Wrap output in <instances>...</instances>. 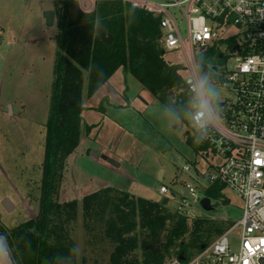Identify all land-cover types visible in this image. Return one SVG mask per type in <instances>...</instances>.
I'll use <instances>...</instances> for the list:
<instances>
[{
	"label": "rangeland",
	"instance_id": "rangeland-1",
	"mask_svg": "<svg viewBox=\"0 0 264 264\" xmlns=\"http://www.w3.org/2000/svg\"><path fill=\"white\" fill-rule=\"evenodd\" d=\"M49 6L53 7L49 0H0L3 32L0 41V227L6 230L34 217L38 210L44 124L49 114L56 53V23L46 26L41 11L42 7ZM235 31L232 26L230 32ZM218 45L225 54V47ZM163 59L172 65L183 64L179 52H165ZM212 63L219 65V72L235 65L224 56L216 57ZM181 76H185L184 70ZM202 77L207 89L215 94L211 100L220 101L228 95L210 82L208 74ZM86 91L85 75L81 90L82 133L75 152L77 159L68 157L61 179L64 186L68 181V186L75 187L76 192L69 195L74 199L70 201L80 202L85 190L103 184L134 196L161 201L160 185H165L169 195H173L178 187L193 183L197 195L202 197L200 184L220 159L200 141H196L198 150L186 143L187 137L195 139L187 117L176 119L132 75L120 69L91 97ZM104 98L108 101L102 103L106 110L95 109ZM86 125L91 126L90 129L86 130ZM92 150L114 160L118 167L110 165L105 166V171L101 170L99 162L97 164L91 158ZM185 165L189 167L187 172L182 170ZM160 170L161 181L158 179ZM112 195L114 193L108 190L101 197ZM4 200L11 204L8 211L2 206ZM57 201L64 202V198L57 196ZM187 202L190 206L186 209L191 216L186 217L189 228L197 219H205L222 228L223 232L241 216V200L226 188L221 199H211L214 208L211 212L204 211L198 203L193 204L192 198L188 197ZM165 207L170 213L175 212V202L171 199ZM84 213L79 204L76 219L69 224L75 264H108L112 244L99 237L104 220L94 221L93 216L90 219ZM222 216L227 221L218 219ZM184 239L188 240V236ZM237 239L238 230H234L229 240L236 243ZM0 244L6 246L4 241Z\"/></svg>",
	"mask_w": 264,
	"mask_h": 264
},
{
	"label": "trees",
	"instance_id": "trees-1",
	"mask_svg": "<svg viewBox=\"0 0 264 264\" xmlns=\"http://www.w3.org/2000/svg\"><path fill=\"white\" fill-rule=\"evenodd\" d=\"M56 14L57 50L49 114L44 124L38 210L13 229L0 227L11 264H75L69 224L76 219L79 204L84 216L104 220L99 237L112 244L108 264H164L171 257L189 261L202 251L201 245L206 248L211 238L221 234L222 228L205 219H197L189 228L186 217L170 213L160 201L109 187L83 196L80 202L57 201L65 161L78 146L82 133L81 90L85 75L86 94L91 97L120 69L132 75L180 120L190 100L182 84V66L167 63L157 48L156 18L120 2H98L89 13L82 12L76 4L63 2L57 4ZM97 24L113 36L110 45L95 36ZM97 109L104 111L102 102ZM90 127L86 125L85 129ZM196 141L186 138V143L198 150ZM108 190L114 195L101 197ZM222 191L221 185L213 184L203 196L219 200Z\"/></svg>",
	"mask_w": 264,
	"mask_h": 264
},
{
	"label": "built area",
	"instance_id": "built-area-1",
	"mask_svg": "<svg viewBox=\"0 0 264 264\" xmlns=\"http://www.w3.org/2000/svg\"><path fill=\"white\" fill-rule=\"evenodd\" d=\"M49 1L76 4L84 13L93 11L98 2H120L142 11L157 20V48L163 53L179 52L183 59L182 84L190 100L186 121L195 140L209 146L220 159L200 184L202 197L207 188L218 184L232 191L242 206L240 218L192 259H171L164 264H264V0ZM2 34L0 28V41ZM218 43L225 47V54ZM223 56L235 65L219 72V65L212 61ZM203 74L228 94L220 101L210 99L206 139L195 119ZM182 170L187 172L189 167ZM196 190L193 183H186L169 195V189L160 185L158 193L167 202H175V213L191 217L187 198L199 204L202 197ZM210 204L213 207L211 200ZM218 219L227 221L225 216ZM234 230H238L236 243L229 240Z\"/></svg>",
	"mask_w": 264,
	"mask_h": 264
},
{
	"label": "water",
	"instance_id": "water-1",
	"mask_svg": "<svg viewBox=\"0 0 264 264\" xmlns=\"http://www.w3.org/2000/svg\"><path fill=\"white\" fill-rule=\"evenodd\" d=\"M72 10H73V5L70 6V12ZM43 19L45 21V25L46 26H48V27L52 26L53 25V20H54V12L53 11H45L43 13ZM94 34L103 44H105L107 46L110 45L112 43V41H113V36L103 26H101L100 24H97L95 26ZM157 38L159 39V37H157ZM162 54H163V52H162ZM91 156L92 157H96V158L99 157V159L105 161L106 163H108L112 167H117L118 166V164L114 160H112V159H110V158H108L106 156H103V155L100 156L99 152H97L95 150H92ZM158 179H159V181H161V179H162V170L159 171ZM180 194L181 195H185V190L184 189H180ZM160 203H161L162 206H165L167 204L166 198H163L160 201ZM2 206H3V208L6 211H8L9 208L11 207V204L9 203V201L4 200L3 203H2ZM199 206L204 211H207V212H211L214 209L211 206V204H210L209 198H207V197H202L200 199ZM200 249H204V246L201 245ZM178 259L179 260H183L182 257H179Z\"/></svg>",
	"mask_w": 264,
	"mask_h": 264
},
{
	"label": "clouds",
	"instance_id": "clouds-1",
	"mask_svg": "<svg viewBox=\"0 0 264 264\" xmlns=\"http://www.w3.org/2000/svg\"><path fill=\"white\" fill-rule=\"evenodd\" d=\"M205 81H201L198 89V107L199 112L197 113L195 119L197 121V124L199 126V129L203 133V137L207 138V128L209 124V119H207V110L210 104V97L214 96L215 94L211 92L210 89L205 88ZM202 142V141H200ZM11 260V253L7 249V247L4 244H0V264H9V261Z\"/></svg>",
	"mask_w": 264,
	"mask_h": 264
},
{
	"label": "crops",
	"instance_id": "crops-1",
	"mask_svg": "<svg viewBox=\"0 0 264 264\" xmlns=\"http://www.w3.org/2000/svg\"><path fill=\"white\" fill-rule=\"evenodd\" d=\"M53 3V7H51V6H49V7H42V9H41V11H42V13H44L45 11H53L54 12V20H53V25L56 23V21H57V14H56V9H57V4H55L54 2H52ZM55 48H56V45H55ZM57 50V49H56ZM56 50H55V52H56ZM56 54V53H55ZM55 59V58H54ZM53 65H54V63H53ZM110 79V78H109ZM108 82V81H107ZM106 82V83H107ZM105 83V84H106ZM104 85V84H103ZM102 85V86H103ZM106 103H108V101H107V99H106V101H105ZM101 103V102H100ZM99 103V104H100ZM102 103H103V100H102ZM105 105V104H104ZM103 106V105H102ZM95 109H97V108H95ZM103 109H104V111L106 110V107L105 106H103ZM84 133L86 134V132L84 131ZM88 135V134H87ZM79 143H80V141H79ZM79 145V144H78ZM78 147V146H77ZM76 147V148H77ZM88 151H89V149H88ZM98 151V150H97ZM76 149L69 155V156H75V159H77V157H76ZM68 156V157H69ZM78 156V155H77ZM68 157H67V159H68ZM91 158H92V160L94 161V162H96L97 164H98V162H99V164H98V166H100V168H101V170H103V171H105L106 169H107V167H105V166H110L108 163H106L105 161H103V160H101V159H99V157L98 158H96V157H92L91 156ZM67 159H66V161H65V166H64V170H65V168H66V166H67ZM75 159H73V160H75ZM95 163V164H96ZM96 164V165H97ZM118 167V166H117ZM64 170H63V172H64ZM63 175V174H62ZM75 181V180H74ZM68 182V181H67ZM66 182V185L64 186V182H63V180L61 181V184H60V188H59V193H58V196H59V199L61 198V197H63L64 198V202L65 201H70V199H74V198H72V197H70L69 195H72V193H75L76 192V190H75V187H70V186H68V183ZM77 184V182L75 181V184L74 185H76ZM106 187H109V188H115V189H118V188H116V187H114V186H111V185H108V184H103L102 186H99L98 188H88L87 190H85V192H83V194H82V197L83 196H85V195H87V194H90V193H93V192H95V191H99V190H101V189H104V188H106ZM119 190V189H118ZM123 191V190H122ZM77 198V197H76ZM69 199V200H68ZM2 240H0V242H1ZM9 264H11V261H9Z\"/></svg>",
	"mask_w": 264,
	"mask_h": 264
}]
</instances>
